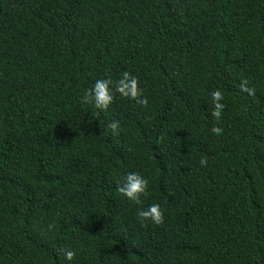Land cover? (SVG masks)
Returning a JSON list of instances; mask_svg holds the SVG:
<instances>
[{
    "label": "trees",
    "instance_id": "1",
    "mask_svg": "<svg viewBox=\"0 0 264 264\" xmlns=\"http://www.w3.org/2000/svg\"><path fill=\"white\" fill-rule=\"evenodd\" d=\"M0 264H264V0H0Z\"/></svg>",
    "mask_w": 264,
    "mask_h": 264
},
{
    "label": "clouds",
    "instance_id": "2",
    "mask_svg": "<svg viewBox=\"0 0 264 264\" xmlns=\"http://www.w3.org/2000/svg\"><path fill=\"white\" fill-rule=\"evenodd\" d=\"M121 98L135 100L140 105L147 103L142 97V90L138 86L137 77L127 71L122 72L119 77L113 80L111 77L97 78L90 88L85 89L81 97L83 103H91L98 110H107L113 103L115 94ZM208 95L211 98L213 109L211 116L216 120L221 117L224 104L222 92L218 88L208 89ZM210 131L219 135L222 131L220 127L213 126ZM207 161L204 158L199 159V164L204 166ZM148 179L137 171H131L121 177V183L118 191L129 201L137 205L136 216L141 223L150 222L159 225L163 222V211L160 205L152 203L143 206L142 197L147 194ZM64 258L71 260L74 252L72 250L63 251Z\"/></svg>",
    "mask_w": 264,
    "mask_h": 264
}]
</instances>
